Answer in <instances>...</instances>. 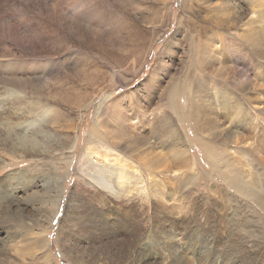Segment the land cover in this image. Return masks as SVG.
Returning <instances> with one entry per match:
<instances>
[{"label":"rangeland","instance_id":"rangeland-1","mask_svg":"<svg viewBox=\"0 0 264 264\" xmlns=\"http://www.w3.org/2000/svg\"><path fill=\"white\" fill-rule=\"evenodd\" d=\"M185 1L0 0V160L8 162L0 167V251L7 250L0 254V263L123 264L120 261L123 259L117 255L120 245L113 244L111 249L116 247L119 251L106 256L99 245H94L96 250L91 248L93 245L87 243L90 237L82 231L85 217L101 206L95 190L83 181L79 171L82 157L86 152L102 155L110 154L107 148L115 150L108 144L110 137L103 133L100 123L104 122L109 127H130H127L129 132L125 137L133 140L129 139L131 143H127V154L131 159L122 153L124 160L117 163L134 167L139 172L141 169L142 177L148 181L147 186L152 185L155 178L163 179L166 200L162 198L165 195H157L155 200L166 202L167 209L164 211L174 209L173 206L178 204L187 205L189 214L197 216L196 222L200 218V223L205 226L203 228L208 227L207 233L202 228L194 239L189 234V244L181 242L179 235H172L171 238L169 235L163 242L154 241L156 235L147 238L144 254L151 252L160 256L148 264H221L222 256L224 261L235 259L236 264H241V248L254 256L258 250H264V209L226 185L217 175H227L229 168H240L245 172L252 170L255 167L250 163L252 156L264 163V64L252 61L235 36L239 32L242 35L249 25L253 26L252 21L261 19L264 0H232L234 5L228 0H190L186 6H182ZM217 22L221 26L218 27ZM231 22L236 26L225 27ZM205 33H218L224 37L226 48L222 49L220 55L224 56L223 64L215 65L222 67L218 75L205 73L196 66L195 48L199 36L203 39ZM211 45L216 47L220 42L216 40ZM222 65L226 71L222 70ZM245 75L249 77V83H246ZM216 91L227 95L230 102L218 97L213 103H204L201 96L205 93L209 97L214 93L218 96ZM206 115L210 117L205 119L208 123L203 120ZM18 118L25 119V126L26 122L32 120L42 125L48 124L47 130L43 131L47 136L40 137V129L35 134L37 144L27 141L23 143L25 147H21L15 125ZM234 124L237 125L236 129ZM92 129L103 136V140L97 139V144L92 143L88 147L86 138ZM30 131L33 132L32 127L27 133L30 134ZM114 138V141H118ZM76 139H79L77 147L70 151ZM248 139L255 145L250 144ZM64 140L68 142L62 143L63 149L60 145ZM13 146L15 157L8 156L10 162L4 155ZM208 157L217 166H213ZM68 160L70 163L66 166ZM259 171L260 178H263L264 169ZM146 198L142 204L138 201L146 213L157 209L156 201L151 200L150 196ZM52 201L58 204L60 210L48 224L49 213L53 212L49 204ZM229 205H238V209L227 210ZM164 211L162 218L172 219L174 215L181 214L178 210L166 216ZM216 211L223 222L212 215ZM35 221L39 222V226ZM59 225L60 228L56 229ZM96 227L97 230L101 228ZM164 229L176 232L173 228ZM222 229L225 235L219 241L212 231L223 232ZM45 230V239L42 240L30 233ZM10 233L14 241L8 240ZM130 238H135L134 231ZM175 238L176 241L173 240ZM229 241L232 245L238 244L241 250L233 258L224 256ZM91 249L100 255L92 261L89 260Z\"/></svg>","mask_w":264,"mask_h":264},{"label":"bare ground","instance_id":"bare-ground-1","mask_svg":"<svg viewBox=\"0 0 264 264\" xmlns=\"http://www.w3.org/2000/svg\"><path fill=\"white\" fill-rule=\"evenodd\" d=\"M190 0H186L184 2V4L182 6H186L188 4ZM262 1V0H261ZM229 3H231L232 5H234L232 3V0H228ZM234 2V1H233ZM264 2V1H263ZM11 3V2H10ZM238 3V2H237ZM7 4V3H6ZM228 4V3H227ZM240 4V3H239ZM4 6V5H3ZM236 7V6H235ZM237 8V7H236ZM239 9V8H238ZM8 10V9H7ZM9 12V11H8ZM239 14V13H238ZM4 15V14H3ZM260 15V13H259ZM257 14V16H259ZM253 22V26L249 25L248 29L245 30V32L241 35V32L236 33V37L240 40L241 44L244 46V49L247 50L248 54L251 56L252 61H259L260 64H264V14L262 15L261 19L256 22ZM5 23V22H4ZM195 25V24H194ZM214 25V24H213ZM218 25V22H217ZM191 26V25H190ZM215 26V25H214ZM221 25H218V27ZM236 26V23L231 22L229 25L225 26L227 28H233ZM2 30V29H1ZM8 30V29H7ZM206 30V29H205ZM229 30V29H228ZM232 30V29H231ZM198 31V30H197ZM196 31V32H197ZM222 31V30H221ZM230 31V30H229ZM210 32V31H209ZM200 33V32H199ZM234 34V33H233ZM224 37L221 34L218 33H205L202 39V36H199V43L195 48L196 54H197V59H196V66L198 69H200L201 71L208 73V74H217L221 72V68L222 67H218L215 66L216 63H218L219 65L222 63L223 64V57H221V52L222 49L226 48V46L223 44V39ZM241 38V39H240ZM3 40V39H2ZM216 40H219L220 45L214 47L211 45L212 42H215ZM197 44V43H196ZM219 44V43H218ZM238 45V44H237ZM193 46V45H192ZM237 47V46H236ZM230 48V47H229ZM238 48V47H237ZM7 49V48H6ZM8 50V49H7ZM235 50V49H234ZM227 51V50H226ZM236 52V51H235ZM243 52V51H242ZM227 54V52H226ZM225 54V55H226ZM243 56V55H242ZM231 60V59H230ZM226 62V61H225ZM230 63V61H229ZM233 63V62H231ZM237 63V62H236ZM253 63V62H252ZM251 64V63H250ZM230 65V64H229ZM235 66V64H233ZM231 65V67L233 66ZM238 65V63H237ZM223 66V65H222ZM252 66V65H251ZM229 66H227L228 69ZM223 68L225 69L226 67L223 66ZM233 68V67H232ZM223 71H226V69ZM235 69V68H234ZM237 70V69H236ZM234 70V71H236ZM196 71V69H195ZM198 71V70H197ZM230 71V70H229ZM201 73V72H199ZM233 73V72H232ZM204 74V73H203ZM205 74V75H208ZM225 74V73H224ZM234 74V73H233ZM235 77V75H233ZM242 74V73H241ZM211 75V76H212ZM218 75V74H217ZM247 76V75H245ZM229 77V75H228ZM242 77V76H241ZM217 78V77H216ZM236 78V77H235ZM248 76L246 83H249L250 80H248ZM190 79V78H189ZM220 79V78H219ZM257 79V78H256ZM255 81V80H254ZM244 84V82H243ZM238 85V84H237ZM250 85V84H249ZM185 87V84L183 85ZM195 86V85H194ZM240 86V85H238ZM178 87V86H177ZM196 87L198 89H201L200 86ZM202 87V86H201ZM179 88V87H178ZM183 88V87H182ZM181 91V90H180ZM184 92V91H181ZM191 92V91H189ZM221 91H216V93H218L216 96L215 93L212 94L211 97H209L207 95V93H205L203 96V100L204 103H206L205 101H209L210 103H213V101H216L218 99V97L225 99L226 101L230 102V98L225 95L224 93H219ZM19 93V92H18ZM183 94V93H182ZM238 95V94H237ZM256 95V94H255ZM197 96V95H196ZM248 96V95H247ZM250 96V95H249ZM263 96V95H262ZM106 97V96H105ZM109 97V96H108ZM183 97V96H182ZM200 97V98H201ZM240 97V96H237ZM259 97V96H258ZM185 98V97H184ZM190 98V97H188ZM174 99V97H173ZM177 99V98H176ZM179 99V98H178ZM251 99V97H250ZM254 99V98H253ZM175 100V99H174ZM198 100V99H196ZM222 100V99H221ZM220 100V101H221ZM257 100V99H256ZM103 101V100H102ZM201 101V100H200ZM106 102V101H105ZM173 102V100H172ZM203 102V101H202ZM187 103V102H186ZM189 103V102H188ZM104 104V103H103ZM222 104V103H221ZM38 105V104H37ZM40 105V104H39ZM100 105V104H99ZM204 105V104H203ZM226 105V103H225ZM45 106V105H44ZM43 106V107H44ZM191 106V105H190ZM216 106V105H215ZM214 106V107H215ZM264 106V105H263ZM29 107V105H28ZM40 107V106H39ZM39 107H36L37 109ZM42 107V106H41ZM49 107V106H48ZM51 107V106H50ZM105 107V106H104ZM210 107V106H209ZM35 108V111H36ZM47 108V107H46ZM99 108V107H97ZM180 108V107H179ZM183 108V107H182ZM203 108V107H202ZM205 108V107H204ZM217 108V107H216ZM264 108V107H263ZM41 109V108H40ZM43 109V108H42ZM53 109V107H52ZM178 109V106H177ZM208 109V108H207ZM51 110V109H50ZM55 110V109H53ZM175 110V109H174ZM182 110V109H181ZM206 110V109H205ZM204 110V111H205ZM213 110V109H212ZM211 110V111H212ZM241 110V109H240ZM38 111V110H37ZM217 111V110H216ZM243 111V110H242ZM246 111V110H244ZM210 112V111H209ZM208 112V114H209ZM56 113V112H55ZM207 113V112H206ZM213 113V112H212ZM243 113V112H242ZM182 114V113H181ZM186 114V113H185ZM203 114V113H202ZM54 115V114H53ZM178 115V114H177ZM199 115V114H198ZM216 115V114H215ZM241 115V114H240ZM245 115V114H244ZM182 116V115H181ZM180 116V117H181ZM212 116V115H211ZM99 117V115H98ZM179 118V116H177ZM214 117V116H213ZM228 117V116H227ZM245 117V116H244ZM183 118V117H182ZM188 118V117H187ZM210 119V117H208V115H206V117L203 119ZM224 118V117H223ZM241 118V117H240ZM249 118V117H248ZM97 119V117H96ZM238 119V118H237ZM247 119V118H246ZM30 120V119H29ZM55 120V119H54ZM99 120V119H97ZM185 120V119H184ZM212 120V118H211ZM244 120V119H243ZM25 119H21L18 118V121L16 122L15 125L16 126V131H17V135L19 137V145L21 147H25V145L23 143H26L27 141L30 143H32L33 145L38 143V140L36 138V133L39 132L40 129H42L41 132L42 133L40 137H43L44 135L47 136L46 132L44 134L43 131H46L47 129V125H42L41 123H36L34 120H32V122H26V126H25ZM214 121V119L212 120ZM211 121V123H212ZM230 121V120H229ZM239 121V120H238ZM246 121H249L246 120ZM252 121V120H250ZM40 122V121H39ZM69 122V121H68ZM206 123H208V120H205ZM231 122V121H230ZM34 123V124H33ZM49 123H50V119H49ZM98 123H100L98 121ZM105 123V122H104ZM100 123L103 127V133L105 136L110 137L111 140H109V145L114 148L115 150H110L107 148V150L110 151V154H97L95 152H86L83 157H82V161L80 163L79 166V171L80 173L83 175V181L87 184H89L95 191L96 197L98 198V200L101 203V206L99 208L96 209V211L91 215V213L89 214L88 217H85V222L83 223L84 225L82 226V231L85 233L84 235H88L90 237V241L87 243L92 244L93 246L91 247L92 249H95L94 245H99L101 247V252L103 254H105L106 256H112L115 255L117 253V250L111 249L113 246V244L116 243V245H120V252L117 254L119 257H121L123 260V264H148V263H153L155 260L159 259L160 256H158L157 254H153V253H148V254H144L145 252V248L146 247V239L147 238H152L155 235V238L153 239L154 241H159V242H163L165 240V238L169 235L170 238L172 237V235H179L180 236V241L181 242H188L187 244H189V242H191V238L189 236V234L191 235L192 239H194L193 237L197 234H200L201 231H199L200 229L202 230L204 224L200 223L201 219L197 220L196 222V217L192 216L191 214H189L190 208L187 207V205H182V204H178L174 209L171 210H167L164 211L165 208L167 209V206L165 205L166 202L162 203L157 200H155V197L157 195H165L166 191H163L165 189V187H162V185H164L163 179H157L155 178V181L152 185L147 186L146 183L148 182L147 180H145L144 177H142L141 175V169L140 172L138 171V169L136 170L134 167H129L126 166L124 164H118L117 161H121L124 160L121 156V154L123 153L124 156H126L128 159L131 157L129 154H127L128 151V147L129 145L127 144L129 142V139L131 140L132 138H126L125 136L128 135L129 130H127V127H129L128 125H126L125 127H123V129L121 128H117V127H109L106 123ZM195 123V122H194ZM198 123V122H197ZM219 123V122H218ZM242 123V122H241ZM245 123V122H244ZM250 123V122H249ZM248 123V124H249ZM254 123V122H253ZM33 124V125H32ZM210 124V123H209ZM247 124V123H246ZM245 124V125H246ZM247 124V125H248ZM252 124V123H250ZM112 125V124H111ZM215 125V124H214ZM213 125V126H214ZM235 127L234 129H236V124H234ZM255 125V123H254ZM69 126V125H68ZM216 126V125H215ZM228 126V125H227ZM242 126V125H241ZM32 127L33 132H29L30 134L27 133V131ZM93 127V126H92ZM253 127V126H252ZM130 128V127H129ZM197 128V127H196ZM202 128V127H201ZM200 128V129H201ZM219 128V127H218ZM242 128V127H241ZM249 128V127H248ZM94 129V127H93ZM92 129V131L90 132L89 136L86 138L89 142L88 147L92 144V143H96V140H103V136H100L99 134H97L94 130ZM207 130V127L205 128ZM209 129V127H208ZM231 129V128H230ZM244 129V128H243ZM251 129V128H250ZM255 130V128H252ZM11 130V129H10ZM222 130V129H221ZM224 130V129H223ZM245 130V129H244ZM260 130V129H259ZM205 131V130H204ZM241 131V130H240ZM240 131H238L239 133H241ZM248 131V129H247ZM251 131V130H250ZM253 131V130H252ZM258 131V130H257ZM188 132V131H187ZM230 132V131H229ZM71 133V132H70ZM243 133H247L248 132H243ZM252 133V132H251ZM206 134V133H205ZM250 134V133H249ZM253 134V133H252ZM251 134V135H252ZM59 135V134H58ZM67 135V134H66ZM203 135V134H202ZM235 135V134H234ZM233 135V136H234ZM255 135V134H254ZM50 136V135H49ZM65 136V135H64ZM104 136V137H105ZM250 136V135H249ZM249 136H247L249 138ZM69 137V135H68ZM67 137V138H68ZM71 137V136H70ZM114 137H116L118 141H114ZM222 137V136H221ZM235 137V136H234ZM251 137V136H250ZM7 138V137H6ZM61 138V137H60ZM78 138V137H77ZM227 138V137H226ZM233 138V137H232ZM241 138V137H240ZM49 139V138H47ZM58 139V138H57ZM69 139V138H68ZM134 139V138H133ZM250 139V138H249ZM248 139V142L250 141ZM59 140V139H58ZM61 140H63L61 138ZM71 140V139H70ZM192 140V139H191ZM51 141V140H49ZM79 139L75 140V142L70 146V151L75 150L77 147V143H78ZM133 141V140H131ZM131 141L129 143H131ZM239 141V139L235 142L237 143ZM245 141V140H244ZM52 142V141H51ZM64 141L61 142V147L63 148L64 145L62 143H64ZM68 142V141H67ZM65 142V143H67ZM137 142V141H136ZM192 142V141H191ZM222 142V141H221ZM220 142V143H221ZM241 142H243V140L241 139ZM247 141H245L246 143ZM251 142V141H250ZM22 143V144H21ZM195 143V141H194ZM217 143V142H216ZM223 143V142H222ZM225 143V142H224ZM240 143V142H239ZM18 144V143H17ZM46 144V143H45ZM69 144V143H68ZM97 144V143H96ZM252 144V142L250 143ZM261 144V143H260ZM15 145V143H14ZM44 145V144H43ZM87 145V144H86ZM164 145V144H163ZM246 145V144H245ZM243 145V146H245ZM249 146V144H247ZM252 145H255L254 143ZM18 146V145H17ZM28 146V145H27ZM69 146V145H68ZM152 146V145H151ZM187 146V145H186ZM241 146V145H240ZM20 147V148H21ZM54 147V146H53ZM66 147V146H65ZM88 147H86V149H88ZM182 147V146H181ZM219 147V146H218ZM221 147V146H220ZM230 147V145H229ZM242 147V146H241ZM251 147V146H250ZM264 147V146H263ZM33 148V147H31ZM195 148V147H194ZM17 149V147H16ZM23 149V148H22ZM25 149V148H24ZM64 149V148H63ZM133 149V148H132ZM179 149V148H178ZM182 149V148H181ZM179 149V150H181ZM245 149V148H244ZM250 149V148H249ZM68 150V149H67ZM200 150V149H199ZM226 150V149H225ZM224 150V152H225ZM236 150V149H235ZM243 150V149H242ZM254 150V149H253ZM66 151V149H65ZM227 151V150H226ZM250 151V150H249ZM22 152V151H21ZM29 152V151H28ZM114 152V153H111ZM246 153V152H245ZM248 153V152H247ZM246 153V154H247ZM259 153V152H258ZM198 154V153H197ZM250 154V153H248ZM15 155V146H13L11 148V150L7 149V151L5 152L4 157L10 161L11 158H13V156ZM252 155V154H251ZM8 156H10L11 158L8 159ZM56 156V155H55ZM200 156V155H199ZM205 156V155H204ZM207 156H209V154L207 153ZM238 156V155H237ZM15 157V156H14ZM240 157V155H239ZM250 157V156H249ZM259 157V156H258ZM188 158V157H187ZM206 158V156H205ZM211 164L213 166H217L216 162H212L211 158L208 157ZM236 158V157H235ZM244 158V157H242ZM246 158V157H245ZM261 158V157H260ZM74 159V158H73ZM131 159V158H130ZM129 159V160H130ZM264 159V157H263ZM113 160H115L116 162H113ZM177 160V159H176ZM189 160V158H188ZM207 160V159H206ZM237 160V159H236ZM247 160V159H246ZM252 162H250L251 164H254L255 167H252V170L247 171L248 167L246 168L245 172L242 169H238V170H233V168H229L228 169V174L225 175H221V174H217L222 181L224 180V183L230 187H232L235 191H237L239 194H241L242 196H244L245 198H249L252 200L253 203L257 204L258 206H261L264 209V177L260 178V171L264 169V163L261 162L262 160H257L255 156H252ZM14 161V159H13ZM12 161V162H13ZM65 161V160H64ZM244 161V159H243ZM11 162V161H10ZM60 162V161H59ZM187 162V161H184ZM190 162V160H189ZM203 162V161H202ZM240 162V160H239ZM238 162V164H239ZM242 162V161H241ZM248 162V161H247ZM8 162H4L0 160V167L6 165ZM66 166L70 163V161L68 160V162H65ZM233 163V162H232ZM141 164V163H140ZM187 166H189V163ZM205 164V162H204ZM246 164V163H245ZM191 165V164H190ZM229 165V164H226ZM242 165V164H241ZM240 165V167H241ZM260 165V166H259ZM237 166V165H236ZM250 166V165H249ZM63 167V166H62ZM140 167V166H139ZM210 167V166H209ZM189 168V167H188ZM209 169V168H208ZM199 170V169H198ZM207 171V170H204ZM210 171V170H209ZM203 172V171H202ZM235 174H232V173ZM154 173V172H152ZM168 173V172H167ZM186 173V171H185ZM212 173V172H211ZM17 175V174H16ZM152 175V174H151ZM157 175V174H156ZM9 176V175H8ZM184 176V175H183ZM155 177V176H154ZM163 176H161L162 178ZM178 177V176H177ZM176 177V178H177ZM181 177V176H180ZM206 177V176H205ZM65 178V177H64ZM189 178V177H188ZM195 178V177H194ZM204 178V177H203ZM151 179V177H150ZM154 179V178H152ZM172 179V178H171ZM190 179V178H189ZM198 179V178H197ZM217 179V178H216ZM52 180V179H51ZM50 180V182H51ZM68 180V179H67ZM165 180V179H164ZM188 180V179H187ZM181 181V180H180ZM193 181V180H192ZM197 181V180H196ZM209 181V180H208ZM207 181V182H208ZM24 182V181H23ZM58 182V181H57ZM149 182H151V180H149ZM187 182V181H186ZM206 182V183H207ZM59 183V182H58ZM175 183V182H174ZM179 183V182H178ZM183 183V182H182ZM23 184V183H22ZM176 184V183H175ZM181 184V183H180ZM185 185V184H184ZM195 185V184H194ZM204 185V184H203ZM202 185V186H203ZM175 186V185H174ZM183 186V185H182ZM201 186V187H202ZM220 186V185H219ZM216 186V187H219ZM162 187V188H159ZM187 187V186H186ZM212 187V186H211ZM183 188V187H182ZM196 188V186H195ZM193 188V189H195ZM223 188V187H222ZM47 189V188H46ZM208 190V188H206ZM215 189V188H214ZM219 189V188H218ZM48 190V189H47ZM149 190V191H148ZM184 190V188H183ZM197 190V189H195ZM213 190V189H212ZM225 190V189H224ZM223 190V191H224ZM2 191V190H1ZM50 191V190H49ZM185 191V190H184ZM187 191V190H186ZM221 191V190H219ZM227 191V190H226ZM4 192V191H3ZM51 192V191H50ZM146 192L148 194H146ZM222 192V191H221ZM193 193H195L193 191ZM226 193V192H225ZM229 193V192H228ZM1 194V193H0ZM196 194V193H195ZM205 194V193H203ZM230 194V193H229ZM38 195V194H37ZM90 195V194H89ZM192 195V194H191ZM207 195V194H206ZM240 195V196H241ZM56 196V194H55ZM146 196H150V199L153 201H156V205H157V209H152V211L149 213V211H147L144 207H142V201L145 202ZM200 196V195H199ZM231 197V194L229 195ZM234 196V195H233ZM50 197V196H49ZM194 197V196H193ZM196 197V196H195ZM203 197V196H202ZM235 197V196H234ZM51 198V197H50ZM77 198V197H76ZM87 198V197H86ZM96 198V200H97ZM162 198H165L166 200V195L163 196ZM201 198V197H199ZM205 198V197H204ZM233 198V197H232ZM211 199V197H210ZM217 199V198H216ZM242 199V198H241ZM90 200V199H89ZM92 201V200H91ZM138 201L141 203L139 204ZM192 201V199H191ZM229 201V200H228ZM88 202V201H87ZM152 202V201H151ZM226 202V201H225ZM3 203V202H2ZM149 203V202H148ZM147 203V204H148ZM159 203V204H158ZM196 203V202H194ZM202 203V202H201ZM211 203V202H210ZM228 203V202H226ZM51 208H52V214L49 213V220L47 221L48 224L49 222L52 221V219L55 217L56 213H58V209L59 206L55 201L49 202ZM205 204V203H203ZM224 204V203H223ZM238 204V203H237ZM250 204V203H249ZM41 205V204H39ZM98 205V204H97ZM193 205V204H192ZM200 205V204H199ZM228 205V204H227ZM146 206V205H145ZM202 206V204H201ZM221 206V205H220ZM224 206V205H223ZM240 206V205H239ZM155 207V206H154ZM191 207V206H190ZM209 207V206H207ZM211 207V206H210ZM237 206H231L229 205L227 207V210H231V209H238ZM41 208V207H40ZM95 208V207H94ZM203 208V207H202ZM205 208V207H204ZM38 209V208H37ZM35 209V210H37ZM43 209V207L41 208ZM114 209V210H112ZM240 209V208H239ZM243 209V208H242ZM48 210V209H47ZM60 210V209H59ZM181 211V214H178V216L172 218V219H168V218H162V213L163 211L165 212L166 216H171V214L176 213L177 211ZM219 210V209H218ZM252 210V209H251ZM261 210V209H259ZM25 211V210H24ZM37 211H40L37 210ZM91 211V209H90ZM197 211V210H195ZM208 211V209H207ZM206 211V212H207ZM220 211V210H219ZM30 212V211H28ZM47 212V211H46ZM194 212V210H193ZM202 212V211H201ZM210 212V211H209ZM212 212V210H211ZM217 212V211H216ZM214 212L212 215L215 217V219H221L220 216L218 215V212L216 213ZM233 212V211H232ZM231 212V214H232ZM240 212V211H239ZM203 213V212H202ZM230 213V212H229ZM236 213V212H235ZM248 213V212H247ZM24 214V213H23ZM32 214V213H31ZM48 214V213H47ZM87 214V213H86ZM210 214V213H209ZM230 214V215H231ZM242 214V213H241ZM2 215V214H1ZM85 215V214H84ZM88 215V214H87ZM96 215H99L98 217H96ZM146 215V216H145ZM189 215L191 216V218H189ZM249 215V214H248ZM65 218V214L63 215ZM83 216V215H82ZM210 216V215H209ZM234 216V214H233ZM237 216V215H236ZM253 216V215H252ZM70 217V216H69ZM77 217V216H76ZM115 217V218H114ZM146 218V219H145ZM203 218V217H202ZM207 218V217H206ZM242 218V216L240 217ZM260 218V217H259ZM4 219V218H3ZM21 219V218H20ZM33 219V218H32ZM73 219V218H72ZM250 219V218H249ZM17 220V219H16ZM37 220V219H36ZM68 220V219H67ZM80 220V219H79ZM212 220V219H211ZM34 221V220H33ZM204 221V220H203ZM36 222V221H35ZM73 222V221H72ZM83 222V221H82ZM223 222V221H221ZM229 222V221H227ZM226 222V223H227ZM19 223V222H18ZM41 223V222H40ZM206 223H209L208 221H206ZM219 223V222H218ZM233 223V222H232ZM65 224V223H64ZM69 224V222H68ZM68 224L66 225V227L68 226ZM97 226H100L101 228L97 230ZM179 224V225H178ZM216 224V223H215ZM221 224V223H220ZM236 224V223H234ZM242 224V223H241ZM253 224V223H252ZM12 225V224H11ZM36 225L39 226V222H36ZM73 225V224H72ZM232 225V224H230ZM240 225V224H239ZM37 226V227H38ZM234 226V225H233ZM245 226V225H244ZM75 227V226H74ZM79 227V226H78ZM163 227H168V228H173L176 230V232H172L171 229H169V231H167L166 229L163 230ZM205 227V226H204ZM217 227V226H216ZM237 226H235L236 228ZM60 228V225L57 226L56 229ZM239 228V227H238ZM243 228V227H242ZM263 228V227H262ZM20 229V228H19ZM206 229V231L203 232H208V227L207 228H203ZM211 229V228H210ZM217 229V228H216ZM221 229V227H220ZM219 229V230H220ZM226 229V228H224ZM234 229V228H233ZM253 229V228H252ZM258 229V228H257ZM79 230V229H78ZM215 230V229H214ZM215 231L212 234L219 238V241H222L224 234V231L222 229L223 232L221 231ZM231 230V229H230ZM237 230V229H236ZM235 230V231H236ZM261 230V229H260ZM38 231V230H37ZM40 231V230H39ZM135 232V238L131 240L130 236L132 232ZM211 231V230H210ZM5 232V231H4ZM18 232V231H17ZM74 232V231H73ZM230 232V231H229ZM239 232V231H238ZM251 232V231H249ZM254 232V231H253ZM259 232V230H258ZM32 235L34 234L36 237L43 238L44 234H46V230L45 232H30ZM44 233V234H43ZM66 233V232H65ZM70 233V232H68ZM82 233V232H81ZM261 233V232H260ZM8 234V233H7ZM211 234V233H210ZM236 234V233H233ZM250 234V233H249ZM263 234V233H262ZM73 235V233H71V236ZM203 235V234H202ZM212 235V236H213ZM237 235V234H236ZM252 235V233H251ZM258 235V234H257ZM87 236V237H88ZM197 236V235H196ZM199 236V235H198ZM201 236V235H200ZM233 236V235H232ZM241 236V234H240ZM260 236V235H259ZM263 236V235H262ZM261 236V237H262ZM11 237V239L9 238ZM8 237V240H12L14 241L15 239H12L11 233L10 236ZM14 237V236H13ZM76 237V236H75ZM243 237V236H242ZM201 238V237H200ZM204 238V237H203ZM207 238V237H206ZM236 238V237H235ZM240 238V237H239ZM38 239V238H37ZM45 239V237L43 238ZM47 239V238H46ZM66 239V238H65ZM196 239V238H195ZM199 239V238H198ZM248 239V238H247ZM1 240V239H0ZM33 240V239H32ZM88 240V239H87ZM176 241V238L173 239ZM209 240V239H207ZM211 240V239H210ZM237 240V239H236ZM244 240V238H243ZM254 241L256 239H253ZM263 240V239H262ZM5 241V240H4ZM3 241V242H4ZM34 241V240H33ZM65 241V240H64ZM149 241V240H148ZM170 241V240H169ZM199 241V240H198ZM260 241V240H259ZM71 242V241H70ZM150 242V241H149ZM208 242V241H207ZM241 242V241H238ZM244 242V241H243ZM247 242V241H246ZM245 242V244H246ZM253 242V241H252ZM258 242V241H257ZM262 242V241H261ZM86 243V242H85ZM197 243V242H196ZM199 243V242H198ZM202 241L199 243L201 244ZM229 246L225 248V257H234L238 255V252H240L241 250H239V245L235 244L232 245V242L229 241ZM236 243V242H235ZM260 243V242H259ZM2 244V243H1ZM0 244V246H1ZM5 244V243H4ZM42 244V243H41ZM89 244V245H90ZM183 244V243H182ZM191 244V243H190ZM194 244V243H193ZM211 244V243H210ZM234 244V243H233ZM252 244V243H251ZM253 244H255L253 242ZM258 244V243H257ZM256 244V245H257ZM264 244V243H262ZM261 244V245H262ZM10 246V244H8ZM88 245V246H89ZM184 245V244H183ZM186 245V244H185ZM3 246V245H2ZM6 246V245H5ZM21 246V245H20ZM38 246V245H37ZM160 246V245H159ZM208 246V244H207ZM217 246V245H216ZM244 246V244H243ZM260 246V244L258 245ZM264 246V245H263ZM262 246V247H263ZM11 247H14L11 245ZM87 247V246H86ZM90 247V246H89ZM185 247V246H184ZM255 247V246H254ZM5 248V247H4ZM31 248V247H30ZM202 248V247H201ZM214 248V247H213ZM251 248V247H250ZM257 248V246H256ZM12 249V248H11ZM24 249V248H23ZM67 249V248H66ZM88 249V248H87ZM91 249L90 253H89V260H95L97 255L96 251H93ZM97 249V247H96ZM95 249V250H96ZM100 249V248H98ZM184 249V248H183ZM221 249V248H220ZM232 249H236V250H232ZM242 251V258L240 263L241 264H264V250L260 251L258 250V253L254 255H249V252L247 253L243 248H241ZM249 249V248H248ZM247 249V250H248ZM1 250V248H0ZM40 250V249H39ZM84 250V249H83ZM86 250V249H85ZM89 250V249H88ZM200 250V249H199ZM211 250V249H210ZM213 250V249H212ZM255 250V249H254ZM7 251V250H5ZM5 251H0V254H3ZM18 251V249H17ZM21 252V250H19ZM33 251V250H32ZM68 251V250H67ZM156 251V250H155ZM159 251V250H158ZM167 251V250H166ZM201 251V250H200ZM221 251V250H220ZM16 252V249H15ZM19 252V253H20ZM38 252V251H37ZM69 253V252H68ZM87 253V252H86ZM193 253V251H192ZM209 253V252H208ZM218 253V251H217ZM251 253V252H250ZM33 254V253H31ZM203 254H205L203 252ZM202 254V255H203ZM221 254L223 255V253L221 252ZM35 255V254H34ZM86 255V254H85ZM88 255V253H87ZM164 255V254H162ZM216 255V254H215ZM2 256V255H1ZM5 256V255H4ZM100 256V255H99ZM98 256V257H99ZM132 256V257H131ZM146 256V258H145ZM207 256V255H206ZM210 256V255H209ZM240 256V257H241ZM3 257V256H2ZM7 257V256H6ZM163 257V256H161ZM168 257V256H166ZM219 257V256H218ZM223 257V256H222ZM221 257V264H236V260L235 259H227L226 261H224V257ZM17 258V257H16ZM20 258V257H19ZM110 258V257H109ZM116 258V257H115ZM131 258V261H130ZM190 258V257H189ZM236 258V257H235ZM239 258V257H238ZM21 259H23L21 257ZM111 259V258H110ZM243 259V260H242ZM33 260V259H32ZM81 260V259H80ZM166 260V259H165ZM170 260V259H168ZM180 260V259H179ZM218 260V259H217ZM1 261V260H0ZM11 261V260H10ZM23 261H25L23 259ZM52 261V260H51ZM49 261V262H51ZM84 261V260H83ZM112 261V259L110 260ZM171 261V260H170ZM192 260H190L191 262ZM238 261V260H237ZM4 262V261H3ZM48 262V263H49ZM87 262V261H85ZM103 262V261H102ZM220 262V259H219ZM15 264L17 262H14ZM13 263V264H14ZM23 263V262H22ZM84 263V262H83ZM156 263V262H155ZM171 263V262H170ZM169 263V264H170ZM187 263V262H186ZM193 263V262H192ZM0 264H6V263H0ZM53 264V263H52ZM55 264V263H54ZM87 264V263H86ZM89 264V263H88ZM96 264V263H95ZM104 264V263H103ZM185 264V263H184ZM190 264V263H189ZM194 264V263H193Z\"/></svg>","mask_w":264,"mask_h":264}]
</instances>
